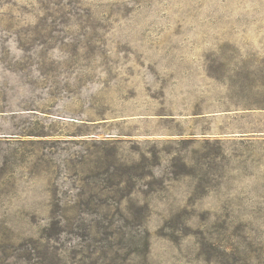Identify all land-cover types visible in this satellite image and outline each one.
Masks as SVG:
<instances>
[{"label":"rangeland","instance_id":"1","mask_svg":"<svg viewBox=\"0 0 264 264\" xmlns=\"http://www.w3.org/2000/svg\"><path fill=\"white\" fill-rule=\"evenodd\" d=\"M5 243L264 264V0H0Z\"/></svg>","mask_w":264,"mask_h":264},{"label":"trees","instance_id":"2","mask_svg":"<svg viewBox=\"0 0 264 264\" xmlns=\"http://www.w3.org/2000/svg\"><path fill=\"white\" fill-rule=\"evenodd\" d=\"M18 245H14V244L13 245H11V244L10 245H7V243L0 244V252L1 253L6 254V250H8L10 248L12 250V253L9 254V255H7V257H5V255H4L5 258H3V256H0V264H26L27 263V257H26V255L23 256L22 253L19 252L16 249L17 247H19ZM18 258H19V261H17Z\"/></svg>","mask_w":264,"mask_h":264}]
</instances>
